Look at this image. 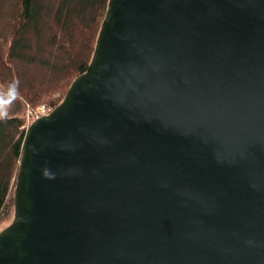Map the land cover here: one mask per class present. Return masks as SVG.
<instances>
[{
    "label": "water",
    "instance_id": "obj_1",
    "mask_svg": "<svg viewBox=\"0 0 264 264\" xmlns=\"http://www.w3.org/2000/svg\"><path fill=\"white\" fill-rule=\"evenodd\" d=\"M0 264H264V0H108Z\"/></svg>",
    "mask_w": 264,
    "mask_h": 264
},
{
    "label": "trees",
    "instance_id": "obj_2",
    "mask_svg": "<svg viewBox=\"0 0 264 264\" xmlns=\"http://www.w3.org/2000/svg\"><path fill=\"white\" fill-rule=\"evenodd\" d=\"M108 0H0V219L14 207L25 111L91 60ZM47 87V89L45 88Z\"/></svg>",
    "mask_w": 264,
    "mask_h": 264
},
{
    "label": "rangeland",
    "instance_id": "obj_3",
    "mask_svg": "<svg viewBox=\"0 0 264 264\" xmlns=\"http://www.w3.org/2000/svg\"><path fill=\"white\" fill-rule=\"evenodd\" d=\"M8 22L4 21L0 24V41H3L8 37ZM72 81L69 82V85H67L64 88H54L52 90H48L47 87H45L48 91L43 90V94L41 95V98L36 101L35 104H31L27 106V109L24 114V119L26 121V127L30 124L28 119V110H34L33 108L37 107L40 104H49L51 107H56L65 97L69 86L71 85ZM14 216V207L13 209L9 210L2 218L0 219V230L3 229L5 226L10 224Z\"/></svg>",
    "mask_w": 264,
    "mask_h": 264
},
{
    "label": "built area",
    "instance_id": "obj_4",
    "mask_svg": "<svg viewBox=\"0 0 264 264\" xmlns=\"http://www.w3.org/2000/svg\"><path fill=\"white\" fill-rule=\"evenodd\" d=\"M34 110H28V119L29 122L35 120L36 118L42 116V115H46L48 113H50L53 109V107H51V105L49 106V104H40L37 107L33 108Z\"/></svg>",
    "mask_w": 264,
    "mask_h": 264
}]
</instances>
